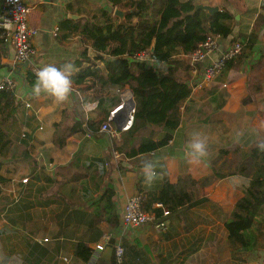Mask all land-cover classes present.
<instances>
[{
  "label": "crops",
  "instance_id": "0c3cea01",
  "mask_svg": "<svg viewBox=\"0 0 264 264\" xmlns=\"http://www.w3.org/2000/svg\"><path fill=\"white\" fill-rule=\"evenodd\" d=\"M129 1L131 0H122L116 5L126 8ZM153 1L152 16L158 18L156 10L161 6L162 0ZM193 1L194 4L197 2L219 5L221 7L219 11L228 9L234 15V30L228 36L219 35L218 48L200 62H192L187 54L176 53L174 60L170 63H162L161 67H173L177 78L191 84L193 91L184 101L182 122L173 131V137L169 143L155 151L141 153L134 157L122 158V155L115 157L114 141L100 131L98 136L94 134L87 136L85 132H77L68 138L64 147H59L54 142L55 124L62 121L64 116L69 123L72 122L78 117L76 109L80 107L84 117L87 115L90 119L101 118L121 101L129 85L119 87L109 83L103 86L98 79L92 78L93 81L86 82V85L92 83L91 88L84 89L86 85L73 84L70 93L63 101H58L45 92L36 95L33 91L36 81L31 82L25 75V71L22 72L20 65L15 62V49L6 43L2 45L0 80L9 72L14 74L17 81L15 91L17 111L16 119L4 125L9 139L8 144L2 146L0 143V161H4L1 172L8 178L6 182L0 183V258H2L0 264H25L29 237L41 245L54 248L57 264H69L72 258H75L73 259L75 264H87L76 255V241L79 233L67 234L63 231L55 237V234L65 226L63 224L59 227L63 218H57V212L61 209H57L56 212L52 210L57 207V204L50 207L28 208L25 219L18 223H11L8 220V215H15V204L20 199H25L23 204L31 199L25 196L27 187L34 184V181L44 182L34 176L36 172H41V169L55 178L58 167L68 165L79 154L103 158L108 177H105L101 190L90 193L88 198L92 195L97 197L108 184H111L115 190L114 199L120 213L121 225L125 201L133 194L140 192L139 188L146 191L157 189L161 185L164 175L158 167L159 163L165 164L172 182H177L180 176L186 174L201 180L212 175V153L222 148L221 146L227 143L235 144L234 150L243 149V152H248L257 141L264 139V0ZM28 2L32 7L29 22L37 28V34L33 39L37 54L33 62L40 67L48 64L61 67L70 63L75 73L81 67H74V63L82 57L85 47L93 49L91 41L82 33V25L91 20L103 21L105 18L102 9L112 12L113 19L119 22L118 17L113 14L117 6L109 0H28ZM67 19H72L73 23L61 27V23ZM137 19L138 17L134 16L132 21L135 22ZM76 23L79 24L78 29L73 28V24ZM57 26H59V32L55 34ZM252 37L255 38L253 44L250 42ZM239 39L244 42L243 51L229 60L222 73V79L227 81L228 85L222 87L220 85L212 92L206 89L208 87L201 89L195 87L203 68ZM93 51L97 54L94 49ZM96 54L91 56L94 57ZM104 55L110 57L108 54ZM90 64L85 61L83 66ZM93 64H97L101 70L105 68V62L102 59H96ZM79 94L85 97L86 108L82 107ZM210 97H212L210 111L200 112L205 108ZM27 102H30L32 106L27 107ZM206 117H208L207 122L204 121ZM114 124L118 126L116 122ZM23 133L27 136L23 137ZM196 135L207 138V155L198 165H192L188 163L186 157V145ZM225 150L227 153L230 151ZM221 155H223L222 152ZM150 161L156 165L158 177L149 185L144 179L143 165ZM23 177H29V181L23 183L21 181ZM88 182L89 187H92V183ZM247 183L248 179L238 174L216 179L209 184L200 183L198 185L201 187L200 195L197 196H207L213 202H219L222 205V207L218 203L212 205L219 214H217L219 220L212 218L210 223H200L197 220L196 226L189 231L185 230L184 222L176 223V226L172 224L171 236L168 235V239L164 240L157 237L152 239L154 232L151 230L154 228L150 225L127 229L121 238L123 245L125 246L127 242L131 248L139 250L141 256L126 255L123 263H119L115 248L117 238H113L106 240V248L96 263L264 264V221L256 220L257 225L253 229L256 235L255 245L251 250L245 251L229 239V232L224 223L225 218L222 217L223 214L225 215L224 210L228 213L227 217L231 215L237 200L244 195V187ZM230 203L232 204L229 205ZM207 204L211 205V203ZM176 219H178L176 216L167 218L168 223ZM218 222H221L224 227L229 240H227L228 246L234 245L233 253L223 241L207 247L198 244V237L201 234L204 236L206 230L215 232L219 226ZM75 223V230L83 229L80 221ZM100 227L104 233L107 230L117 232L119 229V227L114 229L105 220ZM103 235L96 241H90V246L94 248L97 242L104 241ZM45 237H49V240H44ZM167 245L171 246V253H168L165 248L161 250L158 248ZM192 245H195V248H192ZM221 245L227 247L226 254L214 252ZM201 251L204 256L195 263V254Z\"/></svg>",
  "mask_w": 264,
  "mask_h": 264
},
{
  "label": "trees",
  "instance_id": "16d2710c",
  "mask_svg": "<svg viewBox=\"0 0 264 264\" xmlns=\"http://www.w3.org/2000/svg\"><path fill=\"white\" fill-rule=\"evenodd\" d=\"M109 1L121 7L116 4H120L122 0ZM153 4V0L127 2L126 8L134 9L126 16L127 24L115 21L112 12L102 9L105 18L103 21L91 20L82 25V33L91 41V47L97 54L92 57L90 48L87 46L82 52V57L74 63V67L81 68L74 73L72 85L85 86L86 82L96 78L103 86L110 83L121 87L129 85L133 89L136 102L133 125L122 133L120 140L114 141V148L122 153V158L152 152L167 145L173 137V131L182 122L184 101L193 91L191 84L177 78L173 67L156 68L145 61L137 60L136 55L142 50L151 49L155 43L154 50L151 51L152 56L160 63H170L174 60L176 53L192 52L210 32L225 37L234 30V15L228 9L213 14L201 8L193 12L195 7L193 0H162L161 6L156 10L158 18H154L151 10ZM134 16L138 17L135 22L132 21ZM71 23L73 20L67 19L61 23V27ZM73 28L78 29L79 24H73ZM250 39L253 44L255 38ZM4 43L0 31V52ZM96 59L104 60L106 69L101 70L97 64H93ZM85 61L91 64L83 66ZM1 65L2 61L0 67ZM27 78L31 82L36 81V75L31 71L27 72ZM91 86L92 83L87 84L84 89ZM16 111V92L1 90L0 143L2 146L9 142L4 125L16 119ZM76 111L78 117L72 122L69 123L64 116L62 121L55 124L54 142L59 147H64L68 138L77 132L90 131L98 136L100 126L108 115L107 113L98 119L85 120L82 109L78 107ZM204 121L207 122L208 117ZM84 123H87V126ZM257 142L250 151L242 153L233 170L225 171L213 164L212 175L201 180L186 174L180 176L177 182H172L165 164L159 163L158 167L164 175L161 185L157 189L146 191L139 188V191L146 195L144 207L155 211L160 216L162 209L154 207V203H163L171 212L169 217L176 216L181 219L185 230L189 231L197 224L193 214L195 207L207 203L216 205L207 196H197L195 188L200 183L209 184L216 179L233 174L243 176L248 179L244 187V195L237 200L234 210L224 219V223L229 232V239L243 250H251L256 242L253 231L257 225L256 220L264 219V152L257 149ZM223 152L227 153L226 150ZM3 165L4 161H0V183L8 179L1 172ZM34 176L44 182L34 181V184L27 187L25 196L31 199H28L26 204H23L25 199H20L15 204V215H8V220L11 223H18L25 219L28 208L50 207L57 204V207L52 210L56 212L57 209H61L57 212V218H63L59 227L63 224L65 226L62 230L55 232V237L63 231L67 234L79 233L76 241V255L88 264L93 250L89 244L90 241H96L104 234L100 227L102 221H107L114 229L120 225V213L114 199L115 190L111 184H108L97 197L92 195L88 198L90 193L101 190L105 177H108L104 159L79 154L68 165L58 167L55 178L43 169L41 172H36ZM88 181L92 183L93 188L89 187ZM222 217L224 218L223 215ZM207 220L210 221L212 218ZM76 221H80L82 230L74 229ZM27 242L29 246L27 256L24 258L25 264H57L54 248L41 245L30 237L27 238ZM126 255L139 257L141 252L131 248L126 242Z\"/></svg>",
  "mask_w": 264,
  "mask_h": 264
},
{
  "label": "built area",
  "instance_id": "2783aa9c",
  "mask_svg": "<svg viewBox=\"0 0 264 264\" xmlns=\"http://www.w3.org/2000/svg\"><path fill=\"white\" fill-rule=\"evenodd\" d=\"M31 5L28 0H0V31L4 42L15 49V62L20 65L22 72L31 71L33 74L42 68L37 66L33 60L37 54V48L34 44V36L37 34V28L30 24L29 14L31 12ZM59 32V26L55 29V34ZM218 34L210 32L205 40L201 41L199 45L188 55V58L193 62H200L208 57L214 50L218 48ZM244 48V42L237 40L231 44L227 49L222 51L217 59H214L208 65L203 68L202 75L195 83V87L204 88L212 86L217 79L222 75L227 63L230 59L242 53ZM137 60L145 61L149 65H154L156 68H161L162 63L157 61L151 54V49L140 51L136 55ZM227 83H223V86H227ZM121 87V86H119ZM17 89V81L12 72L3 76L0 80L1 90H14ZM80 95L82 107L86 108V99L83 95ZM135 100V98H134ZM132 100L130 98L123 97L119 103L114 105L108 112L107 118L102 122L100 126V132L105 133L113 141L121 139L122 133L131 128L134 122L136 112V102L134 106L128 105ZM27 107H31V103H26ZM123 109L125 116L121 118L119 112ZM123 121L119 126H116L115 120ZM90 119L85 115V120ZM87 126V123H84ZM42 128V127H41ZM87 136H93V133L88 131ZM27 134L23 133V137ZM115 157H120L122 153L114 148ZM23 183L29 181V177H23L21 179ZM146 195L142 192H138L130 196L123 205L121 225L118 231L105 232L103 235L104 241L97 242L92 250V254L88 264H95L101 256V253L106 248V240L117 238L115 242L116 257L119 263H123L125 256V246L122 243V236L127 229L137 228L144 225H156L159 229H165L168 227L167 218L171 214L169 208L161 202H157L154 207L162 209V214L159 216L155 211L148 210L144 207ZM118 233V235H117ZM44 240H49V237H45Z\"/></svg>",
  "mask_w": 264,
  "mask_h": 264
},
{
  "label": "rangeland",
  "instance_id": "374dc122",
  "mask_svg": "<svg viewBox=\"0 0 264 264\" xmlns=\"http://www.w3.org/2000/svg\"><path fill=\"white\" fill-rule=\"evenodd\" d=\"M223 83H227L228 84L227 81H224V79H222V75H221L212 86H210V87H208L206 89H208V91L212 92L214 89L218 88L220 85L222 87ZM128 87L129 86H127V88ZM211 101H212V97H210V99L207 101V104L205 105V108L202 109L203 111H206L207 113L210 111L209 110L210 109L209 105L211 104L210 103ZM221 147H222V148H220L221 150L222 149H224V150L225 149H229L230 151L228 153H224L223 152L224 150L220 151V149L217 150V151H214L212 153V159H211L212 160V165L215 162V166L221 167L225 171H231V170H233L235 168V166H236V164H237V162L239 160V156H241L242 153H244L243 152L244 150L243 149L234 150L235 149V144H229V143H227L226 145H223ZM221 152H222L223 155H221ZM200 190H201V187L197 186L195 188V194L196 195H200ZM216 203H218L222 207V205L219 202H216ZM231 204L232 203H230L229 205H231ZM222 209L224 210V208H222ZM224 212H225V215L223 214V216H224V218H226L228 216V213L225 210H224ZM193 214L195 215L196 219L198 221H200V223H210V221L207 220L208 217H211V218H214L216 220H219L218 212L215 211V208L212 207V205H210V204L202 205V207H199V208H196V209L194 208L193 209ZM261 218H263V216ZM262 221H264V219ZM262 221H260V222H262ZM176 223L183 224V221L181 219H179V218L174 220V221L171 220L168 223V227L165 228V229H159V228L156 227V225L151 224L150 226L154 228L151 231L154 232V234H155V235L153 234L151 236L152 239H155V237H157L158 239H161V240L162 239L163 240L164 239H168L167 238L168 235L171 236V233H172L171 232V226H172V224H175V226H176ZM169 224H171V225H169ZM217 225H219V226H218V228H217V230L215 232H213L211 230L210 231L206 230L205 233H204V236H202V234H201L198 237V240H199L198 244L199 245L202 244L201 246L207 247V246H212L214 243H218V241H221V242L223 241V243L228 247L229 251L231 249V253H233V251H235L234 245L229 242L232 246H230V247L228 246V242H227L228 239L226 237L225 230H224V227H223L222 223L218 222ZM110 231H112V230H107L106 232H110ZM202 237L204 238V240H203ZM226 246H224V245L222 246L221 245L214 252L217 253V254H226V251H227V247ZM158 248L160 250L162 248H165V249L168 250L167 251L168 253H171V246L170 245L159 246ZM192 248H195V245H192ZM203 256H204V253L202 251L196 253L195 257H194L195 263H198V261H200ZM73 259H75V258H72V261H70L71 263H69V264H73L75 262Z\"/></svg>",
  "mask_w": 264,
  "mask_h": 264
},
{
  "label": "clouds",
  "instance_id": "9594fccd",
  "mask_svg": "<svg viewBox=\"0 0 264 264\" xmlns=\"http://www.w3.org/2000/svg\"><path fill=\"white\" fill-rule=\"evenodd\" d=\"M73 75V65L70 63L61 67L52 64L45 65L36 73L33 91L36 95L45 92L55 97L58 101H63L72 89ZM256 147L259 151L264 152V139L259 140ZM206 155L207 138L200 135L194 136L186 145L188 163L198 165ZM143 175L145 182L150 185L158 177L156 165L151 161L145 163L143 165Z\"/></svg>",
  "mask_w": 264,
  "mask_h": 264
},
{
  "label": "water",
  "instance_id": "95a60500",
  "mask_svg": "<svg viewBox=\"0 0 264 264\" xmlns=\"http://www.w3.org/2000/svg\"><path fill=\"white\" fill-rule=\"evenodd\" d=\"M199 8H202V9H205L207 10L209 13L213 14V13H216L217 11L220 10V6L219 5H210V4H203V3H197L195 2V7H194V10L193 12H195L196 10H198ZM134 9L133 8H122V7H115L114 8V11H113V14L118 17L119 19V22L121 24H127V19H126V16L131 13ZM74 17H76L77 15H72ZM79 16H82V15H79ZM155 44V43H154ZM154 44L152 45V48H151V51L154 50ZM91 54H96L94 53L93 49H90V55ZM0 62H1V52H0ZM127 99L130 98L132 100L131 103H129L128 105L130 106H134L135 105V100H134V91L131 87H128L127 90H126V94L125 96ZM127 109H123L121 112H119V116H121V118H123L125 116V111ZM118 118H116L115 122L120 126L123 121H118L117 120Z\"/></svg>",
  "mask_w": 264,
  "mask_h": 264
}]
</instances>
